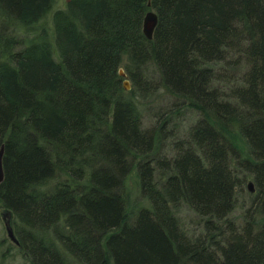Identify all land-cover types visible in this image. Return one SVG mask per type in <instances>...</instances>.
<instances>
[{
  "label": "trees",
  "instance_id": "trees-1",
  "mask_svg": "<svg viewBox=\"0 0 264 264\" xmlns=\"http://www.w3.org/2000/svg\"><path fill=\"white\" fill-rule=\"evenodd\" d=\"M59 2L0 0L10 245L26 264H264V0Z\"/></svg>",
  "mask_w": 264,
  "mask_h": 264
},
{
  "label": "rangeland",
  "instance_id": "rangeland-1",
  "mask_svg": "<svg viewBox=\"0 0 264 264\" xmlns=\"http://www.w3.org/2000/svg\"><path fill=\"white\" fill-rule=\"evenodd\" d=\"M59 1V6H62L63 0ZM168 101V98L166 99L164 96H159L157 99L146 104L143 113L145 125H151L154 123L153 116L157 113L158 106H163L168 103ZM102 162L103 164L105 163L104 161ZM126 189L129 193L130 199H132V202L134 203L139 198V188L134 173L129 176ZM7 219V213L5 214L0 206V264H26V261L22 257V253L9 243L10 240L6 230Z\"/></svg>",
  "mask_w": 264,
  "mask_h": 264
},
{
  "label": "water",
  "instance_id": "water-1",
  "mask_svg": "<svg viewBox=\"0 0 264 264\" xmlns=\"http://www.w3.org/2000/svg\"><path fill=\"white\" fill-rule=\"evenodd\" d=\"M157 23V16L156 13L152 10H149L146 12L144 18H143V24H142V31L143 34L145 35V37L147 39H151L152 35H153V31L154 28L156 26ZM119 74L123 77H126L124 71L122 68L119 69ZM123 86L126 90H128L130 88V83L128 81V79H124L123 80ZM3 152H4V147L3 145L0 146V183L2 182L3 178H4V172H3V167H2V156H3ZM249 188L251 189V184H249ZM6 214V213H5ZM6 230H7V234L9 236V238L13 241V242H17L12 230L9 226L8 221L6 222Z\"/></svg>",
  "mask_w": 264,
  "mask_h": 264
}]
</instances>
